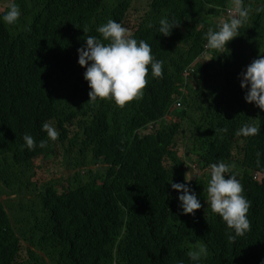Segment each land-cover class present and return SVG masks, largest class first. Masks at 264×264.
Segmentation results:
<instances>
[{"label":"trees","instance_id":"trees-1","mask_svg":"<svg viewBox=\"0 0 264 264\" xmlns=\"http://www.w3.org/2000/svg\"><path fill=\"white\" fill-rule=\"evenodd\" d=\"M138 1L15 0L14 25L3 20L9 2L0 12V264H264V111L246 103L240 87V73L264 56V11H256L264 0H243L252 12L227 52L205 44L231 0H145L130 30L163 62V78L149 65L141 98L123 108L111 98L88 102L77 50L109 19L126 27ZM162 18L180 26L165 37ZM45 122L59 131L57 141ZM245 124L260 134L237 135ZM25 134L47 146L29 150ZM56 148L72 161L67 190L19 179ZM220 161L235 165L251 202V231L235 242L207 194L209 165ZM194 162L206 172L188 179ZM185 178L202 205L194 215L182 214L181 193L171 188ZM24 195L34 197L7 202ZM198 245L208 255L192 261L187 253Z\"/></svg>","mask_w":264,"mask_h":264},{"label":"clouds","instance_id":"clouds-1","mask_svg":"<svg viewBox=\"0 0 264 264\" xmlns=\"http://www.w3.org/2000/svg\"><path fill=\"white\" fill-rule=\"evenodd\" d=\"M228 11L229 19L220 24L218 30L208 29L207 48L227 52L226 45L240 36V29L249 21L252 8L250 5L245 6L243 0H231ZM256 11H264V8H257ZM20 15V8L15 0H9L7 11L3 16L4 22L14 25ZM179 26L180 23L175 19L169 21L162 18L159 21L158 31L167 37L172 29ZM96 31L99 36H87L86 47L77 50L79 66L86 67L84 80L88 82L90 89L88 102L96 101L98 98L100 100L111 98L123 108L126 104L141 98L148 84L149 65L153 77L163 78V62L155 59L151 46L146 41L134 39L130 29L109 19ZM240 79L241 89L247 88L245 102L254 104L264 111V56H258L253 60L246 70L240 73ZM42 130L52 141L59 139V131L50 123H43ZM217 131L227 132L228 130L224 128ZM260 131L257 125L245 124L237 135L251 137L259 135ZM23 140L29 150L47 146L44 140L37 145L35 139L28 134L23 136ZM256 155L259 157L260 153L257 152ZM257 163L259 164V159ZM209 168L210 180L207 194L210 208L213 213L222 218L227 228L234 232V235H229L228 239L230 242H235L237 237L251 231V221L248 219L251 202L243 195L242 184L232 174L234 164L220 161L209 165ZM196 171L198 173L199 170ZM188 181L190 180L185 178L183 184L171 183V188L181 193L178 200L182 214L194 215L202 205L196 194L186 186ZM187 255L192 261H199L202 257H207L208 250L205 245H198L194 246V250H190Z\"/></svg>","mask_w":264,"mask_h":264},{"label":"rangeland","instance_id":"rangeland-1","mask_svg":"<svg viewBox=\"0 0 264 264\" xmlns=\"http://www.w3.org/2000/svg\"><path fill=\"white\" fill-rule=\"evenodd\" d=\"M9 0H2V6L0 5V12L5 10L7 3ZM142 6H145V0L138 1L134 4V10L131 12V15H128V20L126 22V28L128 29H133L134 26L137 24L138 17L142 14L141 9ZM136 8L138 10H136ZM224 15V12L222 13L221 16ZM220 24L222 21H219ZM207 45V43L205 44ZM207 48V47H206ZM210 50V49H209ZM199 59V58H198ZM198 59L195 62H198ZM209 57L206 59L208 60ZM194 62V63H195ZM188 72H185V75H187ZM181 105V102H180ZM176 108H180L176 104ZM173 119H170L169 117H166V121H170ZM152 131L150 129L140 132L141 134H149ZM178 155L183 156V150L180 148L178 150ZM71 160L69 159L68 161H65L63 159L62 151L59 148H56L55 150V155L53 157H45V158H40L34 163L25 169V172H22V170L19 172V179L22 177V175L28 179L29 183L36 185V187H40L46 184H55L57 187L56 190L59 194L63 193L65 190H67L70 186L69 183H73V180L70 178V175L72 173V165H71ZM190 168L187 170V178L188 179H193L196 176H202L206 170H202L199 168V165L194 162V163H188L187 164ZM199 170L198 173L196 170ZM94 172L97 170V167L92 168ZM22 184L26 186L25 179H21ZM1 187H3L1 185ZM31 191V188H27V192L25 194H28V192ZM34 196L30 195H24V197H12L9 199L7 202H14V203H21L24 204L25 201H29L32 199ZM5 197H2L0 200L1 202L5 201ZM24 250V249H23ZM22 253L20 255L21 258H23L24 254Z\"/></svg>","mask_w":264,"mask_h":264},{"label":"built area","instance_id":"built-area-1","mask_svg":"<svg viewBox=\"0 0 264 264\" xmlns=\"http://www.w3.org/2000/svg\"><path fill=\"white\" fill-rule=\"evenodd\" d=\"M230 7H231V4L226 8L225 13H224V15H223L222 18H221L222 23L229 19V11H228V10H229ZM222 23H221V24H222ZM205 48H206V46H205ZM208 49H209V48H206V50H208ZM184 75H185V74H184ZM185 76L187 77L188 74L185 75ZM176 104H177L178 107H180V103H179V101H177Z\"/></svg>","mask_w":264,"mask_h":264}]
</instances>
